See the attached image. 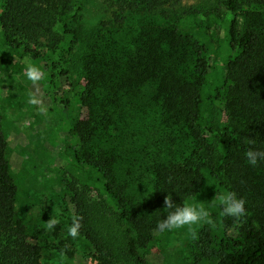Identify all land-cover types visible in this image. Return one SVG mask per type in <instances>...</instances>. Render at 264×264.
Listing matches in <instances>:
<instances>
[{"label":"trees","instance_id":"obj_1","mask_svg":"<svg viewBox=\"0 0 264 264\" xmlns=\"http://www.w3.org/2000/svg\"><path fill=\"white\" fill-rule=\"evenodd\" d=\"M185 1L102 0L107 19L84 34L76 0H0V41L41 68L67 123L56 182L94 264H147L173 232L156 228L165 195L180 203L205 188L212 209L195 264H264V161L252 167L245 155L264 152V0ZM131 20L137 29L125 33ZM222 24L230 56L210 89V35ZM214 104L225 127L213 126ZM4 122L0 264H42L36 232L17 215L29 175L11 172ZM225 190L246 201L244 216L222 215Z\"/></svg>","mask_w":264,"mask_h":264},{"label":"rangeland","instance_id":"obj_2","mask_svg":"<svg viewBox=\"0 0 264 264\" xmlns=\"http://www.w3.org/2000/svg\"><path fill=\"white\" fill-rule=\"evenodd\" d=\"M81 3V27L85 33L94 31L107 19L102 0H76ZM213 1L186 0L185 5L208 6ZM137 29V23L131 20L124 27ZM190 33L203 42L195 30ZM124 34V32H122ZM213 45L209 49L213 55L210 63L216 67L209 74V87L214 89L221 80L230 51L227 47L226 24L218 25L211 31ZM26 62L12 54L0 41V115L5 119L4 135L9 147L10 167L14 175L28 173L25 199L17 208V215L27 229L36 232L41 246L42 264H94L92 251L78 235L68 234V222L73 218V209L62 199V187L56 182L57 170L63 168L62 138L66 134L67 123L61 116L59 106L51 99L52 90L45 87L42 79L36 83L24 76ZM74 66V65H73ZM77 71V70H72ZM77 83L80 77L74 74ZM55 90L64 86L62 80L53 83ZM35 101V102H33ZM74 113L81 119L84 115ZM213 126L225 127L226 113L222 106L214 104ZM210 193L205 188L194 201L202 203L211 212ZM50 218L58 219L56 227L49 231L46 222ZM209 218L191 228L174 230L165 238L163 249H155L146 254L147 264H195L196 243L199 240L203 224ZM40 232V233H37ZM232 234V232H230ZM63 243L69 253L59 250Z\"/></svg>","mask_w":264,"mask_h":264},{"label":"clouds","instance_id":"obj_3","mask_svg":"<svg viewBox=\"0 0 264 264\" xmlns=\"http://www.w3.org/2000/svg\"><path fill=\"white\" fill-rule=\"evenodd\" d=\"M41 68L32 62H26L24 67V76L28 81L36 83L43 78ZM35 102V101H33ZM247 163L255 167L258 162L264 161V152L249 150L245 153ZM222 209V215L232 218H239L246 214V201L239 197L235 192L225 190L218 197ZM163 218H160L156 228L159 233L171 232L181 228H191L199 222L209 218L207 208L200 202L191 198L184 202L176 203L172 199L171 192L164 197ZM58 219L50 218L46 222L47 230H53ZM210 222V219H209ZM81 227L80 218L73 217L68 227V234L71 237L78 235Z\"/></svg>","mask_w":264,"mask_h":264}]
</instances>
